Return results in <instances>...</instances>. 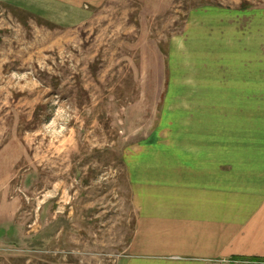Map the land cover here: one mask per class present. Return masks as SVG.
I'll return each instance as SVG.
<instances>
[{"label":"rangeland","instance_id":"rangeland-1","mask_svg":"<svg viewBox=\"0 0 264 264\" xmlns=\"http://www.w3.org/2000/svg\"><path fill=\"white\" fill-rule=\"evenodd\" d=\"M78 7L64 23L0 1V264H112L135 224L128 160L185 161L202 132L264 118V0Z\"/></svg>","mask_w":264,"mask_h":264},{"label":"crops","instance_id":"crops-1","mask_svg":"<svg viewBox=\"0 0 264 264\" xmlns=\"http://www.w3.org/2000/svg\"><path fill=\"white\" fill-rule=\"evenodd\" d=\"M0 1L47 18L58 14L56 20L66 23L65 14L79 11L85 0ZM250 22L254 36L264 37V9L253 10ZM262 48L251 52L253 59L264 60ZM258 101L251 105L260 106ZM262 120L260 130L235 131L229 142L226 131L202 132L208 140L194 149L202 153L185 161L169 162L166 154L128 160L135 224L127 252L112 264H264ZM160 162L159 172L146 169Z\"/></svg>","mask_w":264,"mask_h":264}]
</instances>
